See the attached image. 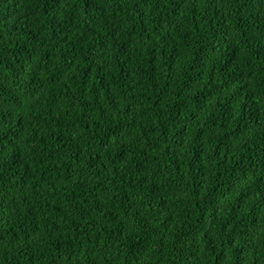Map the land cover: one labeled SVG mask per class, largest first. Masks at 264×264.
I'll list each match as a JSON object with an SVG mask.
<instances>
[{
    "label": "trees",
    "instance_id": "trees-1",
    "mask_svg": "<svg viewBox=\"0 0 264 264\" xmlns=\"http://www.w3.org/2000/svg\"><path fill=\"white\" fill-rule=\"evenodd\" d=\"M0 264H264V0H0Z\"/></svg>",
    "mask_w": 264,
    "mask_h": 264
}]
</instances>
